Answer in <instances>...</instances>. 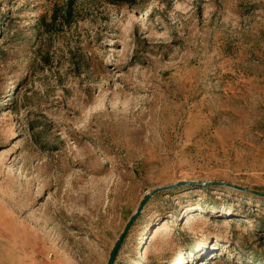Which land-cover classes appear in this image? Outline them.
Instances as JSON below:
<instances>
[{"label":"rangeland","instance_id":"rangeland-1","mask_svg":"<svg viewBox=\"0 0 264 264\" xmlns=\"http://www.w3.org/2000/svg\"><path fill=\"white\" fill-rule=\"evenodd\" d=\"M122 233L111 264H264V0H0V264Z\"/></svg>","mask_w":264,"mask_h":264},{"label":"water","instance_id":"water-1","mask_svg":"<svg viewBox=\"0 0 264 264\" xmlns=\"http://www.w3.org/2000/svg\"><path fill=\"white\" fill-rule=\"evenodd\" d=\"M160 189H161V188H157V189H155L153 192H156V191H158V190H160ZM149 196H150V194H147V195L144 197V199L142 200L141 204L138 206L136 212H135L134 215L131 217L130 221H132V220H133V219L139 214V212L142 210V208H143V206H144L146 200L149 198ZM129 223H130V222H129ZM124 231H125V230H124ZM123 233H124V232H123ZM123 233L121 234V236L119 237L118 241L116 242V245H115V247H114V249H113V251H112L111 258H110V261H109L108 264H111V263H112L113 256H114V254H115V250H116L117 246L120 244V241H121V239H122V237H123V235H124Z\"/></svg>","mask_w":264,"mask_h":264},{"label":"trees","instance_id":"trees-1","mask_svg":"<svg viewBox=\"0 0 264 264\" xmlns=\"http://www.w3.org/2000/svg\"><path fill=\"white\" fill-rule=\"evenodd\" d=\"M55 12H56V10H55ZM54 14H56V13H54Z\"/></svg>","mask_w":264,"mask_h":264},{"label":"bare ground","instance_id":"bare-ground-1","mask_svg":"<svg viewBox=\"0 0 264 264\" xmlns=\"http://www.w3.org/2000/svg\"><path fill=\"white\" fill-rule=\"evenodd\" d=\"M192 216V215H191Z\"/></svg>","mask_w":264,"mask_h":264}]
</instances>
